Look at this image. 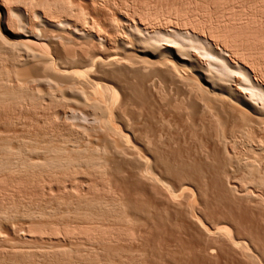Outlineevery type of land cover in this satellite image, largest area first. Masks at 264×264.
I'll use <instances>...</instances> for the list:
<instances>
[{
    "label": "rangeland",
    "instance_id": "obj_1",
    "mask_svg": "<svg viewBox=\"0 0 264 264\" xmlns=\"http://www.w3.org/2000/svg\"><path fill=\"white\" fill-rule=\"evenodd\" d=\"M67 2H70L69 4L75 5V7H73L75 8V12L84 14V20L82 19L81 23L77 22V24L74 23V25H77L83 31V33L85 32L86 34H82L83 36L80 35V38L79 36L77 37L71 32L72 27L73 29H75V26L70 24V22L72 23V21H75L74 17H71L73 20L71 19L70 21H66V24H64V30L59 26H53L45 22V19H43L42 17H38L39 14L36 15L38 17L37 20L35 18V20H33L35 21L34 23L36 30L34 27L32 28V31L34 29V32L36 31L35 33H38L43 38H47L45 39V43L47 44L46 48H48L46 50L49 54L48 56H51L50 60H53V65L55 67L57 65L58 68H60L62 66L64 67V65L66 64L65 66L70 70V72L72 69V71H82L87 68L85 65L86 62L83 61H87L91 56L98 54V52L99 54L102 53L103 56H106L111 52L112 54L117 53V58L122 59H118L119 62H117L116 64H108L103 66L100 65V67L96 65L97 67H92L93 72L90 70L87 76L89 79H93L99 87L104 84L103 86L106 85L107 87H111L110 89L112 91L113 89H116L114 91L117 92L114 93H118V95H115L114 100L110 102L112 108L107 116V119L111 122L112 126L118 132L122 131V139L124 140V142H126V144L124 143L125 145H122V147H129L130 149L128 148L127 150H124L122 147V149H120L119 146H114L115 139L106 135V133L101 130L102 127L99 123L100 120L98 118L100 116L103 117V115H101V111L97 110L95 114V110L92 107H89L87 104L83 105L84 103H78L79 105H73L75 103H71L67 104V106L63 105L64 108H62L63 106L61 107L59 105L50 106L45 100H42L39 105L32 106H14L15 103L9 102L7 105L5 102H1L0 144L6 143V145H8V142L9 146L15 149L16 147L24 148L27 145L39 147L36 146L37 143L38 145L39 143H42L43 148L49 144H58V142L62 139L60 137L67 134V132L78 131L79 133L81 132V134L84 135L79 139L78 143L80 147L84 146V142L87 143V145L89 143H91L92 145L93 143L95 145H98L99 147H103L102 145L104 144L106 146L105 149H108V151H106L109 152V154L105 151V154L107 156H103L104 153L102 154L101 152L103 151L101 150H99L100 154L98 153L99 156L102 155V159H100L101 166L103 167L104 165L106 169L105 170L103 167V169L105 170L104 171L101 167L100 170L104 171V173L101 172L103 175L100 172H97L89 173L90 175L87 173L88 175L86 177L85 174H83V177L80 172L79 176H81L83 180L77 182V184L80 182V185L78 184V187L72 189L73 192H71L70 189L71 184L69 185V183L72 182V180L71 182L69 181L70 179H68L69 182L66 181V179V182L64 181V183L63 181H61L62 184H66L67 186L60 183L57 184L62 186H57L55 181L49 179V176L47 177L45 174L44 176L46 178L42 177L44 179H41L40 176L42 175L35 172L34 174L39 175L38 179L37 177L32 175L33 173L30 174V178L27 177L29 174L27 171H25L26 169L23 168H21L23 171H19L20 168H18V172H16V170L14 171V169L16 168L11 169L13 171L5 169L6 172L0 170V264H78L79 262H81L79 264H264V186L260 187V185L254 183L252 185L251 182L249 183L246 180L245 182L243 180V176L247 174V171H245L246 169H244V167H241L240 165L247 159L248 156L253 155V151H251L250 149L254 147V144H256L254 142L255 138L253 140L247 137V134H245L246 130L245 132H242L241 127L237 125V123L239 124V122L241 121V118L237 117L241 114L240 107L235 102V104L231 101L230 102L232 104L230 102L227 103L228 99H225L223 96H218V93L220 92L218 88H211V86L207 85L205 81H202V79H200L201 77L199 78L195 74V68H198L197 66L202 69L207 68V70L209 69L213 73L217 72V70H220V68H218V65H216L218 60L217 52H219L220 49V52L224 51L230 58V65L233 66L237 62L239 63V61L232 54L231 56H229L227 48H223L220 43H218L217 45L216 42H212L209 39L207 32H203L205 33V35L202 32L199 34L198 32H196L195 27L191 25V19L195 17L202 19V23H205V20H208L210 17H212L210 19L213 20L215 18L218 20H220V18L229 19L232 17V13H234V11L237 12L240 10L242 11L243 9L246 10L247 4L250 5L251 3L263 5L264 0H67ZM229 6L233 8L232 11L229 10ZM12 7L9 11L10 23H8L9 21L6 20L9 19L5 16V4L2 0H0V39L2 37V39H5H1L2 42L5 41L4 43H9V45L5 44L6 46H8V48L10 45H13V48L11 46L10 48L17 53L18 57L21 56L22 58V50L15 47L14 43L22 35V33L30 31L31 28L29 29V27L26 26L27 24L25 22V16L21 12V10L16 6ZM155 13L158 14L157 17ZM178 13L181 15H179ZM169 14H171V16ZM151 15L154 16V19H156L157 21L154 20ZM158 17L159 19H157ZM38 20L40 23L42 21L44 22H42L41 24L43 25L42 27L39 24ZM167 20L169 22H167ZM162 21L165 22L162 23ZM144 22H146L147 24ZM168 23L171 24V26H167L169 25ZM87 24L90 26L87 27ZM165 24L167 25L164 27ZM180 25H182V27ZM134 26L137 27L135 30ZM171 28L174 31H172ZM165 29L167 30L165 31ZM178 29L183 33H179L182 36L177 34L178 32H180ZM43 30L47 31V36ZM191 30L194 32V36H192L193 32ZM135 31L136 34L134 33ZM156 31H158V33ZM204 31H206V29H204ZM140 32L142 33L140 34ZM184 33H189V36L188 34L184 35ZM198 34L201 36H199ZM88 35L90 36L88 37ZM110 36L113 39L115 38L114 42L113 39L110 38ZM149 36L151 37L149 38ZM83 37L86 38L84 39ZM202 39L203 41H205L203 42ZM101 40H105L106 42L100 44ZM208 42L211 43L212 46L209 45ZM152 43L155 44L152 45ZM172 43L175 45H173ZM168 44L178 47V44H180V46L182 47V49L179 47L181 51L178 47V50L177 48L174 49L172 47L173 51L177 50L176 53H178L179 51L178 55H180V53L182 52L187 59L190 57L191 60L192 58L193 62L186 61V66L184 67L183 63L179 60V58H177L176 55L168 51H164L166 50V48H169ZM205 45L206 47H204ZM100 47H102L103 49L101 48L102 50H100ZM207 47H209V49ZM212 48H214L215 51ZM17 49L22 53L20 52L19 54V51ZM146 49H149L150 51H147ZM156 49L161 50L157 51ZM186 50H188V52H186ZM182 53L181 55L184 57ZM208 53L211 55L209 56ZM186 55L189 57H187ZM228 57L227 59H229ZM194 60L195 62L197 61L196 64ZM37 62L38 60L36 59V61H32L29 64L27 63L28 65L22 66L20 64L21 67L16 66V68L19 69L16 70L15 68V70L17 71L15 74L16 76H14L17 77V80L15 79V81L21 82L22 80V82L14 83L13 81L12 84L24 85V82H26L25 80H28V78L30 79V75L32 74V72H34V75H31V77H35L34 80L37 81L36 76L37 74H39ZM119 63L122 64L120 65ZM23 64L26 63L24 62ZM192 64L194 65L192 66ZM10 67L11 65L9 58H7V56H2L0 58V70H8ZM169 67L171 69H169ZM26 70H28L30 73L28 72V74ZM170 70L172 72H170ZM178 71L180 74L178 73ZM233 71L234 74H236V76L234 75L235 77L233 79H235L236 77L239 80L243 79V75L238 73V70L236 71L235 69ZM97 72L100 74H98ZM176 72L178 73V75ZM183 72H185V74ZM219 72L220 71H218L217 73ZM26 73L27 76L25 75ZM99 75L100 77H98ZM21 77L23 79H19ZM26 77L28 78L26 79ZM258 79L260 78L257 77V80H253V82L257 83L256 81H260ZM186 80H188L187 83H184L186 82ZM38 81L35 84L33 81V85H30L31 83L28 85L29 95H36L35 97H37L41 94H44V92H48L49 88L51 92L53 91L52 89L57 90V88L55 87L56 83H52L53 81L50 83L48 81L38 83ZM189 81L192 82L190 83ZM194 81H199L200 83L195 82V84ZM100 82L102 85L98 84ZM232 82L231 84H233ZM188 83L190 87L188 86ZM191 84L193 85V87ZM197 84L201 85L199 86L200 88H198ZM195 85H197L196 88ZM188 87H192L193 89H191L193 92L191 91V89L189 90ZM212 90H215L218 95L214 94L215 92L213 93ZM252 91L255 94L257 93V90ZM207 92H209V94ZM244 92L250 93V91L247 90H245ZM55 93L58 94L59 92L56 91ZM211 93H213V95ZM216 95L218 98H216ZM45 102L48 106H45ZM10 104H12L13 106ZM216 104H218V106ZM235 105L237 106V108L235 107ZM13 107L15 110L13 109ZM202 107L206 112L203 111L204 109ZM218 107H220L222 110H220V108ZM215 108L218 110H216ZM238 108L240 109L239 111ZM83 110L87 111L84 112ZM78 111L80 113H78ZM237 111L239 112L238 114ZM87 112L89 113L88 116ZM234 112H236V114ZM95 115L98 119H96L95 117L96 120L94 121L93 117ZM233 117L235 119H233ZM237 118L240 119V121H238ZM235 120L237 123L234 122ZM96 121H98L99 126ZM230 121L232 124L230 123ZM234 123L237 127L240 128V133L242 134L237 131V127L233 126L235 125ZM241 124L244 123L242 122ZM85 128L87 129V131H84L86 130ZM82 131L86 133L84 134ZM222 135L223 137H221ZM244 136L247 138H245ZM50 137L51 141L49 140L48 142V138ZM58 139L59 141L56 142ZM40 140H43V142H41ZM248 140H252L253 143L251 141L250 143ZM22 141L24 142L22 143ZM60 143L61 142H59V144ZM116 143L120 145L119 142L116 141ZM248 144H250L251 146ZM122 150H124V152L126 151L125 153H127L129 156L124 152L122 153ZM232 150L234 154L232 153ZM33 154V158H36L37 153ZM39 154L42 155L43 153L41 154L39 152ZM116 156H119L118 161H116ZM144 157L146 158V160ZM122 159L124 160V162H121ZM140 159H144L145 161V163L143 162L144 165L142 164V167L140 166V164L143 160ZM237 159L240 161V163ZM119 164L122 165L120 166ZM132 164L134 166H132ZM230 164L233 167H231ZM237 164L238 166L236 167ZM128 165L131 167V169ZM116 166H120L119 169ZM126 166L128 167L127 169H125ZM138 166L139 168L141 167L142 170H144V167H148V171L153 173L154 176H158L157 178L161 181L165 182V184L169 188H167V191H169L166 192V189L164 190L160 188L158 184H153L147 179L145 181V178L140 177L142 170L138 169ZM132 167H135V169L133 170ZM130 170H132L133 172H129ZM136 170L138 174L134 172ZM9 171L13 173H9ZM23 172L24 175L26 172L28 175L24 176ZM10 174H12L13 176ZM21 174L23 177L20 176ZM135 174L137 175L135 176ZM31 175L33 178H36L35 180L37 181V183H39V187L37 185H34V182L35 184L37 183L36 181H34ZM132 176H134L135 178H133ZM136 177L140 178L137 179ZM45 179H49V181ZM79 179L81 178L79 177L78 180ZM44 180L45 183L43 182ZM50 180L52 181V183H54L51 184ZM46 181L50 184H47ZM40 182L43 184H41ZM248 183L249 185H247ZM40 184L42 186L41 188ZM92 184H96L97 188L95 190H91L90 188V190L88 189L89 186L87 185ZM64 186H66L65 189ZM67 187H69L70 191H68ZM109 188L111 191L109 190ZM243 188L247 190L245 191V189ZM112 190L114 192H112ZM86 191L87 193H85ZM151 191L153 192L151 193ZM66 192H69L68 194L70 196ZM124 192L127 194H125ZM73 193H75V195H72ZM254 194H256V196ZM71 195L75 196V198ZM85 195L87 197L94 196L91 198L102 201H116L115 203H118V200L119 209L121 211L125 210L123 213H125V215L130 218L128 220L132 219L131 221L120 223L124 226V228L126 227L131 231V235L127 236V238L123 237L124 239H115L111 237L112 239L109 238L110 240L105 241V243H103L104 241H100L97 239L95 243V241L93 240L96 239L89 240L85 238V236L71 237L73 238L72 240L70 237H63L65 235H63L62 232L56 233L58 226V229L61 231L64 228L87 226L91 225V223H94L92 220L77 217L74 214L71 217L72 213L70 215H66L67 217L70 216L69 218H67L64 213H62L61 215L59 214V212H56L57 214H48V212L51 211L52 208L55 209L58 206H60V209L62 207V210H65L66 206H73L71 203L75 202L79 198L78 196L83 197ZM249 195H251L252 197H250ZM165 198L166 200H164ZM69 199L72 200L71 203L68 202L70 201ZM138 206H141V208H138ZM146 207L147 209H145ZM135 208L137 209V211L135 210ZM139 209H142V211H140ZM3 213H7L11 218H9L8 215L6 217L2 216ZM136 214L138 217L136 216ZM61 216H63V218ZM64 216L66 218H64ZM2 217L9 219L3 220ZM100 222L104 225L112 223L111 221L105 220H101ZM45 225L47 226L44 227ZM35 226H37L41 231L43 230L42 227H44V230L46 231L43 230V235L40 234L38 236L37 234L39 233L36 232V230H39L37 229V227L35 228V230ZM40 226L41 228H39ZM54 226H57V228H55ZM222 226L223 228L226 226V229L229 230L228 232H230V237L227 235L228 233L224 234V231H221V229H223L221 228ZM13 227H15L17 230ZM50 229H56L55 232L53 230L52 231L54 232V234L59 235L57 237L53 233L51 235V233L49 232ZM32 232L34 233L32 234ZM222 237L224 238V240ZM242 242L243 244H241ZM237 243L241 244L243 248ZM57 247L59 249L61 248L62 250L64 248L66 250L75 248L73 250L77 252L79 251L80 254L82 253V255L84 257H87L88 259L91 256L93 260L90 257L89 260L85 258L83 260L75 261L73 259H70V256L68 259L66 258L68 256H64L63 258L69 261H66L60 257V259H58L57 257L56 261L55 258H52L53 260L49 258V261H47L48 259L44 258L39 259L37 257L34 258L33 256L32 258H30L29 256L23 257L20 255L23 258L22 259L17 255L18 253L20 254L22 252L27 253L28 251L29 253L30 251L36 252L37 250L53 251L55 250V248L57 250ZM244 248H246L245 250H248L245 253L242 251ZM222 251L224 253H222ZM247 252L250 254V256L249 254H246ZM194 253L196 255H194ZM242 253L244 256L241 255ZM95 255L97 256V258H95ZM193 255L194 257H196L193 258ZM41 259H44L45 261H41ZM197 260L198 262H196Z\"/></svg>",
    "mask_w": 264,
    "mask_h": 264
},
{
    "label": "bare ground",
    "instance_id": "obj_2",
    "mask_svg": "<svg viewBox=\"0 0 264 264\" xmlns=\"http://www.w3.org/2000/svg\"><path fill=\"white\" fill-rule=\"evenodd\" d=\"M3 2H4V4H5V16L9 19L10 18V13H9V11H10V8L12 7V6H16L17 8H19L20 10H21V12L23 13V15L25 16L24 18H25V22H26V26H28L29 27V29H30V31H26L25 33H22V35L17 39V41H15V43H14V46L15 47H17V48H19L20 50H22V52H23V56H22V58H21V56H19L18 57V55H17V53L13 50V49H11L10 48V46L12 47L13 45H10L9 46V48H8V46H6L7 44L9 45V43H4V42H2L1 41V39H2V37H1V39H0V58L2 57V56H7V58H9V60H10V65H11V67L7 70V69H1L0 70V103L2 102H5L7 105H8V103L10 102V103H15L14 104V106L15 105H28V106H32V105H39L40 104V102H42V100H45V101H47L48 102V105H56V106H67V104H71V103H75V104H73V105H76V104H82V103H84L83 105H85V104H87L89 107H92L94 110H95V114H96V111L97 110H100L101 111V115H103V117L102 116H100V117H98L99 118V120L102 122H100L99 121V123H100V125H101V127H99V128H101V130L104 132V133H106V135H108V136H110V137H112V138H114L115 139V145L114 146H116V147H120V149H128V148H124V146L122 147V145H125L126 144V142H124V140L122 139V131H120V132H118L113 126H112V124H111V122L107 119V116H108V114L110 113V111H111V103L110 102H112L113 100H114V98H115V95H118V93H114V92H117V91H114V90H116V89H113V91L110 89L111 87H107L106 85L105 86H103L102 84H101V82L100 83H98V84H101L102 86H98L97 84H96V82L92 79H89L88 78V76H87V74L90 72V70L92 71V67L94 68V66H96V65H98L99 67H100V65L101 66H103V65H108V64H116L117 62H119L118 61V59L119 60H122L121 58H117V53H113L112 54V52L110 53V54H108V55H106V56H103L102 55V53L101 54H99V52H98V54H95V55H93V56H91L87 61H83V62H86V67L87 68H85L84 70H82V71H72L71 70V72H70V70L69 69H67L66 68V64L64 65V67L62 66V67H60V68H58V66L56 65V67L53 65L54 63H52V61L50 60L51 58V56H48L49 54L47 53V50L46 49H48V48H46V43H45V39H47V38H43V37H41V35H39L38 33H35L34 32V29H33V31H32V28H34L35 27V21H33V20H37V18L39 17H42L43 19H45V22H47V23H49V24H51V25H53V26H59V27H61L62 29H64L65 30V28H64V24H66V21H70L72 18L71 17H74V19H75V21L73 22L72 21V23L70 22V24H72L73 26H75V29H73V27H72V30H71V32L75 35V36H79L80 37V35L81 36H83L84 34H86L85 32L83 33V31L77 26V25H74V23L75 24H77V22H80L81 23V20L84 18V14H81V13H78V12H75V8H73V7H75V5H72V4H69L68 2H67V0H2ZM222 1V0H221ZM2 3V2H1ZM3 5V4H2ZM15 7V8H16ZM13 8V7H12ZM246 10H240V11H237V12H235L234 11V13H232V17L231 18H229V19H223V18H220V20H218V19H210V18H212V17H210L208 20H205V23H202V19H199V18H197V17H195V18H192L191 19V25H193V27H195V29H196V32H198L199 34L202 32H207V34H208V36H209V39L212 41V42H216L217 43V45H218V43H220L222 46H223V48H227V52H229V56H231V54L233 55V56H235L236 57V59L239 61V63L237 64H234L233 66L232 65H230V58L227 56V54L223 51V52H220L221 51V49H220V51L219 52H217L218 53V60H217V64L216 65H218V68H220V70H217V72L218 71H220L219 73H217V72H211L209 69L207 70V68L205 69H202V68H200L199 66H197L198 68H195L196 70H195V74L197 75V77H201L200 79H202V81H205L206 83H207V85H209V86H211V88H218L219 89V95L217 94V92L215 91V90H212L213 91V93L214 94H217L218 96H220V97H224L225 99H228V102L227 103H229L230 101L232 102V103H236L239 107H240V109H241V111H240V115L239 116H237L238 118H241V121H240V119H238V121H240L239 122V124L236 122V120L234 121L235 123H237V125L238 126H240L241 127V129H242V132L244 131L245 132V130H246V132H245V134H247V137H249V138H251V139H253L254 140V138H255V140H254V142L256 143V144H254L253 146L254 147H252L250 150L251 151H253V155H250V156H248L247 157V159L243 162V163H241L240 165H241V167H244V169H246L245 171H247L246 173L247 174H245V176H243V180L245 181H247V182H251L252 183V185H253V183L254 184H257V185H260V187H262V186H264V4L263 5H257V4H255V3H251L250 5L249 4H247V6H246ZM38 9H39V11H38ZM229 10L230 11H232L233 10V8L232 7H230L229 6ZM79 11V10H78ZM146 13V12H145ZM149 13V12H148ZM177 13V12H176ZM230 13V12H229ZM37 14H39L38 15V17L36 16ZM156 14V13H155ZM179 14V13H178ZM228 14V13H227ZM145 15V14H144ZM149 15V14H148ZM157 15L158 14H156V17H157ZM160 15V14H159ZM164 15V14H163ZM162 15V16H163ZM170 16H171V14H169ZM176 15V14H175ZM179 15H181V14H179ZM143 16V15H142ZM147 16V15H146ZM166 16V15H165ZM183 16V15H182ZM149 17V16H148ZM151 17H153V19H154V16H152L151 15ZM155 17V18H156ZM160 17V16H159ZM159 17L157 18V19H159ZM23 18V17H22ZM23 18V19H24ZM35 18V19H34ZM62 18H63V20H62ZM161 18V17H160ZM208 18V17H207ZM141 19V18H140ZM147 19V18H146ZM148 19H152V18H148ZM163 19V18H162ZM168 19V18H167ZM40 20V19H39ZM39 20H38V22H39ZM73 20V19H72ZM84 20V19H83ZM154 20H156V19H154ZM165 20V19H164ZM199 20H201V21H199ZM6 21H9L8 23H10V19L9 20H6ZM42 21V20H41ZM89 21V20H88ZM92 21V20H91ZM132 21V20H131ZM143 21V20H142ZM144 21H147V20H144ZM152 21V20H151ZM157 21V20H156ZM14 22V21H13ZM43 22V21H42ZM42 22L40 23L39 22V24L41 25L42 24ZM63 22H65V23H63ZM90 22V21H89ZM165 22V21H164ZM163 21H162V23H164ZM167 22H169L168 20H167ZM171 22V21H170ZM186 22V21H185ZM184 22V23H185ZM207 22V23H206ZM15 23V22H14ZM44 23V22H43ZM69 23V22H68ZM67 23V24H68ZM127 23H129V22H127ZM144 23H146V22H144ZM148 23H149V21H148ZM152 23V22H151ZM12 24V23H11ZM38 24V25H39ZM132 24V23H131ZM147 24V23H146ZM169 24V23H168ZM187 24V23H186ZM24 25V24H23ZM37 25V24H36ZM82 25H83V23H82ZM84 25H85V23H84ZM88 25V24H87ZM114 25V24H113ZM136 25V24H135ZM149 25V24H148ZM167 24H165L164 25V27L166 26ZM43 25H41V27H42ZM68 26V25H67ZM71 26V25H70ZM90 25H88L87 27H89ZM145 26V25H144ZM147 26V25H146ZM167 26H171V24H169V25H167ZM175 26V25H174ZM181 27H182V25H180ZM183 26H185V25H183ZM39 27V26H38ZM37 27V28H38ZM93 27V26H92ZM91 27V28H92ZM126 27V26H125ZM135 28H134V30L137 28L136 26H134ZM139 27V26H138ZM60 28V29H61ZM85 28V27H84ZM98 28V27H97ZM115 28V27H114ZM157 28V27H156ZM185 28V27H184ZM44 29V28H43ZM61 29V30H62ZM93 29V28H92ZM145 29V28H144ZM150 29H152V28H150ZM172 29V28H171ZM180 29V28H179ZM178 29V30H179ZM204 29H206V31H204ZM35 30H36V27H35ZM58 30H59V28H58ZM98 30V29H97ZM115 30V29H114ZM128 30H129V28H128ZM139 30V29H138ZM149 30V29H148ZM159 30V29H158ZM167 29H165V31H166ZM177 30V31H178ZM193 30H194V28H193ZM42 31V30H41ZM44 31V30H43ZM63 31V30H62ZM88 31H91V30H88ZM93 31V30H92ZM141 31V30H140ZM146 31V30H145ZM151 31V30H150ZM172 31H174L173 29H172ZM180 31V30H179ZM183 31V30H182ZM192 31V30H191ZM45 32V34H46V32L47 31H44ZM49 32V31H48ZM70 32V33H71ZM115 32V31H114ZM147 32V31H146ZM145 32V33H146ZM157 33H158V31H156ZM175 32H176V30H175ZM193 32V31H192ZM195 32V33H196ZM40 33V32H39ZM53 33V32H52ZM52 33H51V35H52ZM95 33H96V31H95ZM104 33V32H103ZM119 33V32H118ZM135 34H136V31L134 32ZM142 32H140V34H141ZM144 33V34H145ZM179 33H181V34H183L181 31L180 32H178L177 34H179ZM205 33H203L204 35H205ZM83 34V35H82ZM132 34V33H131ZM173 34H174V32H173ZM176 34V33H175ZM181 34H179V35H181ZM185 34H188V36H189V33H184V35ZM198 34V35H199ZM202 34V35H203ZM54 35V34H53ZM100 35V34H99ZM106 35V34H105ZM112 35V34H111ZM138 35V34H137ZM137 35H135V36H137ZM43 36V35H42ZM46 36H47V34H46ZM45 36V37H46ZM86 36V35H85ZM90 35H88V37H89ZM95 36V35H94ZM146 36H147V34H146ZM178 36V35H177ZM182 36V35H181ZM187 36V35H186ZM187 36V37H188ZM192 36H194V32H193V35ZM199 36H201V35H199ZM53 37V36H52ZM67 37V36H66ZM72 37V36H71ZM70 37V38H71ZM151 36H149V38H150ZM196 37V36H195ZM54 38V37H53ZM81 38V37H80ZM84 38V37H83ZM86 38V37H85ZM84 38V39H85ZM110 38L111 39H113L111 36H110ZM134 38V37H133ZM140 38V37H139ZM141 38H142V36H141ZM144 38H146V37H144ZM148 38V39H149ZM61 39V38H60ZM108 39H109V37H108ZM115 39V38H114ZM114 39H113V42H114ZM198 39V38H197ZM201 39V38H200ZM199 39V40H200ZM204 39V38H203ZM203 39H202V41H203ZM2 40H5V39H2ZM52 40V39H51ZM55 40V39H54ZM125 40V39H124ZM142 40V39H141ZM152 40V39H151ZM184 40H185V37H184ZM207 40V39H206ZM47 41V40H46ZM58 41V40H57ZM76 41V40H75ZM89 41V40H88ZM112 41V40H111ZM116 41V40H115ZM136 41V40H135ZM145 41V40H144ZM198 41V40H197ZM205 41V40H204ZM203 41V42H204ZM51 42V41H50ZM60 42V41H59ZM78 42V41H77ZM99 42V41H98ZM106 41L104 40V41H102L101 40V42H100V44H102V43H105ZM109 42V41H108ZM112 42V43H113ZM143 42V41H142ZM2 43V44H1ZM61 43V42H60ZM64 43V42H63ZM127 43V42H126ZM145 43V42H144ZM143 43V44H144ZM147 43V42H146ZM201 43V42H200ZM205 43H207V42H205ZM209 43V42H208ZM6 44V45H5ZM57 44V43H56ZM118 44V43H117ZM120 44V43H119ZM128 44V43H127ZM155 44V43H154ZM153 43H152V45H154ZM173 44V43H172ZM219 44V45H220ZM51 45V44H50ZM145 45V44H144ZM169 45V44H168ZM173 45H175V44H173ZM173 45H169V48H166V50H164V51H168V52H170V53H173L174 55H176L177 56V58H179V60L183 63V65H184V67L186 66L185 65V62L186 61H189V62H193V59L191 58V60H190V57L189 56H187V57H189L188 59L185 57V55H184V57L181 55V53H180V55H178V53H179V51H178V53H176V51L178 50V48L180 47L181 49H182V47L180 46V44H178L179 45V47L178 46H173ZM182 45V44H181ZM209 45H211V43H209ZM208 45V46H209ZM216 45V44H215ZM54 46V45H53ZM60 46V45H59ZM121 46V45H120ZM123 46V45H122ZM127 46V45H126ZM212 46V45H211ZM210 46V47H211ZM58 47V46H57ZM129 47V46H128ZM146 47V46H145ZM150 47V46H149ZM172 47L175 49V48H177V50L176 51H173V49H172ZM204 47H206V45L204 46ZM13 48V47H12ZM56 48V47H55ZM59 48V47H58ZM83 48V47H82ZM102 47H100V50H102L101 49ZM105 48V47H104ZM163 48V47H162ZM180 48H179V50H180ZM208 49H209V47H207ZM11 49V50H10ZM71 49V48H70ZM106 49V48H105ZM204 49V48H203ZM207 49V50H208ZM213 50H214V48H212ZM217 49V48H216ZM16 53V55H15V53L13 52V51ZM18 50V49H17ZM16 50V51H17ZM20 50H18L19 51V54H20ZM59 50V49H58ZM83 50V49H82ZM112 50V49H111ZM147 51L149 50V49H146ZM157 51H159V50H161V49H156ZM185 50V49H184ZM205 50H206V48H205ZM113 51V50H112ZM150 51V50H149ZM164 51H162V52H164ZM181 51V50H180ZM183 51V50H182ZM212 51V50H211ZM215 51V50H214ZM21 52V53H22ZM151 52H152V50H151ZM150 52V53H151ZM165 52V53H166ZM186 52H188V50H186ZM185 52V53H186ZM75 53V52H74ZM85 53V52H84ZM104 53H105V51H104ZM107 53V52H106ZM159 53V52H158ZM210 53V52H209ZM208 53V54H209ZM212 53V52H211ZM53 54V53H52ZM88 54V53H87ZM119 54V53H118ZM161 54V53H160ZM162 54H164V53H162ZM169 54V53H168ZM188 54V53H187ZM193 54V53H192ZM194 55V54H193ZM211 54H209V56H210ZM214 55V54H213ZM75 56V55H74ZM89 56V55H88ZM123 56V55H122ZM119 57V56H118ZM127 57V56H126ZM161 57V56H160ZM213 57H215V56H213ZM227 57L229 58V59H227ZM66 58V57H65ZM85 58H87V57H85ZM194 58V57H193ZM211 58V57H210ZM209 58V59H210ZM36 59L38 60V71H39V74H37V81H38V83L39 82H46V81H48L49 83L50 82H52V83H54L56 86V88H57V90H54V89H52L53 91L51 92L50 91V88H49V90H48V92H44V94H41V95H39V96H37V97H35L36 95H34V96H31V95H29L28 94V85L30 84V85H33V81H34V84L37 82V81H35L34 79H35V77H31V75H34V72H32V74L30 75V79L28 78V77H26V79L28 78V80H25L26 82H24V85H13L12 84V82L14 81V83L16 82V83H18L19 81H15V79L17 78V77H14V76H16L15 74H16V70L17 69H19V68H16V66H20V64L23 66V65H28L30 62H32V61H36ZM212 59H214V58H212ZM70 60H72V59H70ZM85 60V59H84ZM74 61V60H73ZM153 61V60H152ZM233 61V60H232ZM231 61V62H232ZM26 63V64H23V63ZM82 62V61H81ZM125 62V61H124ZM168 62V61H167ZM194 62H195V60H194ZM197 62V61H196ZM196 62H195V64H196ZM236 62V61H235ZM234 62V63H235ZM28 63V64H27ZM67 63V62H66ZM70 63V62H69ZM72 63H74V62H72ZM163 63V62H162ZM57 64V63H56ZM120 64V63H119ZM122 64V63H121ZM120 64V65H121ZM163 64H165V63H163ZM168 64V63H167ZM187 64V63H186ZM191 64V63H190ZM232 64V63H231ZM166 65V64H165ZM194 64H192V66H193ZM198 65V64H197ZM210 65V64H209ZM109 66H111V65H109ZM114 66V65H113ZM118 66V65H117ZM169 66V65H168ZM171 66H172V64H171ZM170 66V67H171ZM21 67V66H20ZM25 67V66H24ZM29 67V66H28ZM27 67V68H28ZM71 67V66H70ZM91 67V68H90ZM97 67V66H96ZM107 67V66H106ZM169 67V69H171ZM194 67H196V66H194ZM209 67V66H208ZM216 67V66H215ZM15 68H16V70H15ZM109 68V67H108ZM113 68V67H112ZM165 68H166V66H165ZM174 68V67H173ZM31 69V68H30ZM98 69V68H97ZM176 69V68H175ZM193 69V68H192ZM192 69H190V70H192ZM236 69V71L238 72V73H240L241 75H243L242 77H243V79L241 80H239L237 77L235 78V79H233L235 76H236V74H234V71L233 70H235ZM69 70V71H68ZM96 70V69H95ZM105 70V69H104ZM167 70V69H166ZM173 70V69H172ZM3 71V72H2ZM27 71V73L29 72L28 70H26ZM102 71V70H101ZM168 71V70H167ZM175 71H177V70H175ZM174 71V72H175ZM214 71V70H213ZM232 71H233V73H232ZM93 72V71H92ZM170 72H172L171 70H170ZM170 72H169V74H170ZM173 72V73H174ZM180 72H182V71H180ZM236 72V73H237ZM27 73L25 74L26 76H27ZM30 73V72H29ZM28 73V74H29ZM96 73V72H95ZM98 73V72H97ZM177 73V72H176ZM178 73H179V71H178ZM178 73H177V75H178ZM184 74H185V72H183ZM21 74V73H20ZM98 74H100V73H98ZM172 74V73H171ZM180 74V73H179ZM188 74V73H187ZM22 75V74H21ZM36 75V74H35ZM96 75V74H95ZM173 75V74H172ZM189 75H191V74H189ZM235 75V76H234ZM97 76V75H96ZM180 76V75H179ZM181 76H182V74H181ZM259 77L260 79H258V80H260V81H256L257 83H255V82H253V80L255 81V80H257V77ZM13 77H14V79H13ZM98 77H100V75L98 76ZM173 77H175V76H173ZM191 77V76H190ZM91 78H93V77H91ZM180 78V77H179ZM182 78V77H181ZM184 78V77H183ZM185 78H187V77H185ZM232 78V79H231ZM240 78V77H239ZM19 79H23L22 77L21 78H19ZM51 79V80H50ZM53 79V80H52ZM97 79V78H96ZM174 79V78H173ZM176 79H178V78H176ZM198 79V78H197ZM196 79V80H197ZM17 80V79H16ZM182 80V79H181ZM189 80V79H188ZM188 80H186V82H184V83H187V81ZM193 80V79H192ZM183 81V80H182ZM233 81V82H232ZM21 82H22V80H21ZM21 82H19V83H21ZM175 82H176V80H175ZM179 82H180V80H179ZM190 83L192 82V81H189ZM196 81H194V83H195ZM197 82H199V81H197ZM196 82V83H197ZM231 82L233 83V84H231ZM51 83V84H52ZM195 83V84H196ZM200 83V82H199ZM192 85V84H191ZM198 85V84H197ZM197 85H195V88H196V86ZM188 86H189V83H188ZM199 86H201V85H198V88H200ZM190 87V86H189ZM188 87V89L190 90L192 87H193V85H192V87L191 88H189ZM257 87V88H256ZM197 88V89H198ZM202 88V87H201ZM208 88V87H207ZM193 89V88H192ZM192 89H191V91H192ZM47 90V89H46ZM245 90H247V91H250V93H248V92H244ZM252 90H257V93L255 94ZM56 91H58L59 93L57 94V93H55ZM200 91H201V89H200ZM190 92V91H189ZM193 92V91H192ZM195 92H197V91H195ZM40 93V92H39ZM38 93V94H39ZM208 94H209V92H207ZM206 93V94H207ZM213 93H211L212 95H213ZM35 94H37V93H35ZM217 95H216V98H218L217 97ZM195 96V95H194ZM210 97V96H209ZM215 97V96H214ZM124 98V97H123ZM200 98V97H199ZM203 98H204V96H203ZM125 99V98H124ZM201 100V99H200ZM204 100V99H203ZM207 100V99H206ZM218 100V99H217ZM109 101V102H108ZM116 101V100H115ZM212 101V100H211ZM215 101V100H214ZM67 102H70V103H67ZM201 102V101H200ZM230 102V103H231ZM203 103V102H202ZM207 103H209V102H207ZM211 103V102H210ZM215 103V102H214ZM231 103V104H232ZM234 103V104H235ZM66 104V105H65ZM78 104V105H79ZM113 104H115V103H113ZM126 104V103H125ZM213 104V103H212ZM230 104V105H231ZM10 105H12V104H10ZM47 104H46V102H45V106H48ZM201 105V104H200ZM214 105V104H213ZM217 106H218V104H216ZM220 105V104H219ZM223 105V104H222ZM13 106V105H12ZM44 106V105H43ZM49 106V107H50ZM64 106L62 107V108H64ZM81 106V105H80ZM126 106V105H125ZM202 106V105H201ZM207 106V105H206ZM7 107V106H6ZM11 107V106H10ZM16 107H18V106H16ZM42 107V106H41ZM124 107V106H123ZM216 107V106H215ZM223 107V106H222ZM227 107H228V105H227ZM230 107V106H229ZM235 107L237 108V106L235 105ZM29 108V107H28ZM43 108V107H42ZM56 108V107H55ZM61 108V109H62ZM69 108V107H68ZM75 108V107H74ZM73 108V109H74ZM84 108H86V107H84ZM116 108V107H115ZM203 108V107H202ZM211 108V107H210ZM218 108H220V107H218ZM13 109H14V107H13ZM57 109H59V108H57ZM72 109V110H73ZM117 109V108H116ZM204 109V108H203ZM213 109V108H212ZM216 109V108H215ZM233 109H234V107H233ZM232 109V110H233ZM239 108H238V111L240 110ZM15 110V109H14ZM66 110V109H65ZM216 110H218V109H216ZM220 110H222L221 108H220ZM224 110V109H223ZM229 110H230V108H229ZM84 111V110H83ZM85 111H87V110H85ZM84 111V112H85ZM119 111V110H118ZM117 111V112H118ZM203 111H205V109L203 110ZM202 111V112H203ZM234 111H235V109H234ZM237 111V114L239 113ZM82 112V111H81ZM206 112V111H205ZM209 112H210V110H209ZM219 112V111H218ZM221 112V111H220ZM224 112V111H223ZM222 112V113H223ZM229 112H231V111H229ZM78 113H80L79 111H78ZM121 113V112H120ZM213 113V112H212ZM216 113V112H215ZM235 114H236V112H234ZM67 114V113H66ZM88 112H87V116H88ZM93 114H94V112H93ZM99 114V113H98ZM208 114V113H207ZM217 114V113H216ZM224 114V113H223ZM231 114V113H230ZM233 114V113H232ZM86 115V114H85ZM67 116V115H66ZM80 116V115H79ZM83 116H84V114H83ZM211 116H212V114H211ZM231 116V115H230ZM236 116V115H235ZM95 117H96V115L93 117V119H94V121L96 120V119H98L97 117H96V119H95ZM104 118V119H102V118ZM228 117V116H227ZM229 119H232V118H229ZM233 119H235L234 117H233ZM120 120V119H119ZM126 120V119H125ZM243 120V121H242ZM91 121H92V119H91ZM233 121V120H232ZM90 122V121H89ZM97 122V124H98V121H96ZM227 122V121H226ZM244 123V124H241V123ZM230 123H231V121H230ZM234 123V124H235ZM90 124V123H89ZM88 124V125H89ZM96 124V125H97ZM232 124V123H231ZM241 124V125H240ZM94 125V124H93ZM228 125H230V124H228ZM246 125V126H245ZM90 126V125H89ZM98 126H99V124H98ZM233 126H235V127H237L236 126V124L235 125H233ZM246 128H245V127ZM249 126V127H248ZM97 127V126H96ZM128 127V126H127ZM231 127V126H230ZM249 129H248V128ZM87 128V127H86ZM85 128V129H86ZM92 128V127H91ZM244 128V129H243ZM97 129V128H96ZM231 129V128H230ZM235 129V128H234ZM238 129V130H237ZM237 131L240 133L241 132V130H240V128L239 127H237ZM82 130H84V129H82ZM92 130V129H91ZM90 130V131H91ZM94 130H95V128H94ZM240 130V131H239ZM84 131H87V129L86 130H84ZM84 131H82L83 133H84ZM256 131V132H255ZM88 132H89V130H88ZM232 132V131H231ZM230 132V133H231ZM254 132V133H253ZM257 132H258V134H257ZM86 133V132H85ZM84 133V134H85ZM97 133V132H96ZM101 133V132H100ZM235 133V132H234ZM260 133V134H259ZM90 134V133H89ZM88 134V135H89ZM92 134V133H91ZM103 134V133H102ZM122 134V135H121ZM233 134V133H232ZM240 134H242V133H240ZM244 134V133H243ZM256 134V135H255ZM64 135V134H63ZM87 135V134H86ZM98 135V134H97ZM237 135H239V134H237ZM254 135H255V137H254ZM82 136H84L83 134H81V132L79 133L78 131L77 132H73V131H70V132H67V134H65L64 136H62V137H60V138H62L61 139V141H59V139L56 141V142H61L60 144H59V142H58V144H56V145H47V146H45V147H43L42 148V146H43V144L42 143H39V145H38V143H37V145L36 146H39V147H35V146H29V145H27V146H25L24 148H21V147H16L15 149H13V148H11L10 146H9V143L7 142V144L8 145H6V143L5 144H0V170H3V171H5L6 172V170L5 169H8V170H11V169H14V168H16V169H14V171L16 170V172H18L17 171V169L18 168H20L19 169V171L21 170V171H23L21 168H23V169H26L25 171H27L28 172V174H27V172L25 173V175H24V172H23V175L24 176H27V177H29L30 176V174H32V175H34L35 177H39V175L38 174H41L42 176H40L41 177V179H44V178H46L45 176H44V174L49 178V179H51L52 181L54 180L55 181V183L57 184V183H60V184H62V182L61 181H63V183H64V181H65V179H66V181H68V179H70L69 181L71 182V180H72V182L71 183H69V185H70V189H71V192H73L72 191V189H75L76 187H78L80 184V182L77 184V182L78 181H82L83 180V178L81 177V176H79V174H80V172H81V175H83V174H85V177L89 174V173H97V172H103L104 173V171L106 170L105 169V166L103 165V167H104V169H103V167L101 166V163H100V159H102L101 157H102V155L101 156H99L98 155V153H99V150H101V151H103V152H101L102 154H103V156H105L106 154V152L108 151V149H105V145L103 144L102 146L103 147H99L98 145H95V144H93L92 143V145H91V143H89L88 145H87V143H85L84 142V146H82V147H80V145H79V139L82 137ZM93 136V135H92ZM95 136V135H94ZM101 136V135H100ZM235 136V135H234ZM221 137H223V135L221 136ZM220 137V138H221ZM245 137V136H244ZM247 137H245V138H247ZM88 138V137H87ZM90 138V137H89ZM104 138V137H103ZM124 138V137H123ZM215 138V137H214ZM230 138V137H229ZM248 138V139H249ZM128 139V138H127ZM224 139H226V138H224ZM232 139V138H231ZM244 139V138H243ZM49 140L51 141V137L50 138H48V142H49ZM82 140V139H81ZM81 140H80V142H81ZM94 140H95V138H94ZM107 140V139H106ZM123 140V141H122ZM229 140V139H228ZM41 141V140H40ZM45 141V140H44ZM101 141H103V140H101ZM114 141V140H113ZM112 141V142H113ZM116 141L117 142H119L120 143V145L118 144V143H116ZM212 141V140H211ZM220 141V140H219ZM222 141V140H221ZM225 141V140H224ZM223 141V142H224ZM249 142L251 141L252 142V140H248ZM24 141H22V143H23ZM39 142V141H38ZM41 142H43V140L41 141ZM55 142V143H56ZM91 142H92V140H91ZM130 142V141H129ZM215 142V141H214ZM213 142V143H214ZM222 142V143H223ZM227 142V141H226ZM231 142V141H230ZM248 142V143H249ZM250 142V143H251ZM47 143V142H46ZM54 143V144H55ZM83 143V142H82ZM81 143V144H82ZM101 143V142H100ZM108 143H109V141H108ZM125 143V144H124ZM247 143V142H246ZM253 143V142H252ZM40 144H42V145H40ZM106 144V143H105ZM212 144V143H211ZM215 144V143H214ZM233 144H234V142H233ZM45 145V144H44ZM91 145V146H90ZM213 145V144H212ZM228 145V144H227ZM230 145H232V144H230ZM248 145H250V144H248ZM20 146V145H19ZM101 146V145H100ZM129 146V145H128ZM131 146V145H130ZM223 146V145H222ZM229 146V145H228ZM236 146V145H235ZM241 146V145H240ZM251 146V145H250ZM110 147V146H109ZM113 147V146H112ZM111 147V148H112ZM115 147V148H116ZM122 147V148H121ZM221 147V146H220ZM231 147V146H230ZM100 148V149H99ZM108 148V147H107ZM110 148V149H111ZM134 148V147H133ZM234 148V147H233ZM243 148V147H242ZM40 149V150H39ZM42 149V150H41ZM105 149V150H104ZM109 149V150H110ZM118 149V148H117ZM130 149V148H129ZM236 149V148H235ZM234 149V150H235ZM107 150V151H106ZM113 150V149H112ZM111 150V151H112ZM119 150V149H118ZM124 150H122V153L124 152ZM226 150V149H225ZM237 150V149H236ZM244 150V149H243ZM106 151V152H105ZM110 151V152H111ZM117 151V150H116ZM39 152L43 155H40L39 154ZM126 152V151H125ZM124 152V153H125ZM130 152V151H129ZM33 153H37L36 155V158H33L34 156V154ZM108 154H109V152H107ZM114 153V152H113ZM119 153H121V152H119ZM119 153H118V155H119ZM228 153V152H227ZM232 153H233V150H232ZM242 153V152H241ZM40 156H42V157H40ZM100 154V153H99ZM125 154H127V153H125ZM125 154H123V155H125ZM234 154V153H233ZM32 155V156H31ZM112 155V154H111ZM128 155V154H127ZM228 155V154H227ZM39 156V157H38ZM107 156V155H106ZM114 156V155H113ZM129 156V155H128ZM234 156V155H233ZM33 159H32V158ZM109 157H110V155H109ZM119 157V156H118ZM118 157L116 156V158H117V160L116 161H118ZM123 157H127V156H123ZM130 157H131V154H130ZM137 157V156H136ZM230 157H232V156H230ZM241 157V156H240ZM239 157V158H240ZM129 158V157H128ZM140 158V157H139ZM145 158V157H144ZM229 158V157H228ZM233 158H235V157H233ZM232 158V159H233ZM237 158V157H236ZM120 159H121V157H120ZM119 159V160H120ZM124 159H126V158H124ZM131 159V158H130ZM134 159H136V158H134ZM241 159V158H240ZM140 160H143L142 161V163L140 164V163H138V164H140V166L142 167L144 164H143V162L145 163V161H144V159H140ZM145 160H146V158H145ZM229 160V159H228ZM230 160H231V158H230ZM235 160V159H234ZM238 160V159H237ZM243 160V159H242ZM113 161H114V158H113ZM112 161V162H113ZM133 161V160H132ZM239 161V160H238ZM108 162V161H107ZM111 162V163H112ZM120 162V161H119ZM121 162H124V160L122 159V161ZM126 162V161H125ZM129 162V161H128ZM231 162V161H230ZM242 162V161H241ZM105 163V162H104ZM118 163V162H117ZM116 163V164H117ZM127 163V162H126ZM130 163V162H129ZM233 163H234V161H233ZM239 163H240V161H239ZM107 164V163H106ZM110 164V163H109ZM128 164V163H127ZM131 164V163H130ZM129 164V165H130ZM136 164V163H135ZM143 164V165H142ZM235 164H236V162H235ZM243 164V165H242ZM120 165V164H119ZM122 165V164H121ZM120 165V166H121ZM128 165V166H129ZM229 165V164H228ZM114 166V165H113ZM119 166V167H120ZM124 166V165H123ZM132 166H134L133 164H132ZM230 166H231V164H230ZM238 166V164L236 165V167ZM101 167H102V169L104 170V171H102V170H100L101 169ZM112 167V166H111ZM110 167V168H111ZM116 167H118V166H116ZM119 167H118V169H119ZM130 167V166H129ZM139 168V166H138V169H141L142 170V168ZM229 167V166H228ZM231 167H233V166H231ZM230 167V168H231ZM121 168H123V167H121ZM128 167L126 166L125 167V169H127ZM133 168V167H132ZM112 169V168H111ZM130 169H131V167H130ZM135 169V167L133 168V170ZM137 169V168H136ZM237 169H239V168H237ZM8 170H7V172H8ZM32 172H31V171ZM109 170V169H108ZM121 170V169H120ZM119 170V171H120ZM141 170H139V171H141ZM11 171H13V170H11ZM11 171H9V173H13V172H11ZM34 171V172H33ZM118 171V172H119ZM122 171V170H121ZM127 171V170H126ZM132 170H130L129 172H131ZM138 171V172H139ZM4 172V173H5ZM29 172H31V173H29ZM38 173V174H34V173ZM114 172H115V170H114ZM123 172V171H122ZM125 172V171H124ZM133 172V171H132ZM135 173H137V170L136 171H134ZM88 173V174H87ZM140 173V172H139ZM242 173V172H241ZM20 174V173H19ZM102 174V173H101ZM100 174V175H101ZM114 174H116V173H114ZM138 174V173H137ZM137 174H135V176L137 175ZM243 174V173H242ZM10 175H12V174H10ZM32 175H31V177H32ZM36 175H38V176H36ZM90 175V174H89ZM98 175H99V173H98ZM103 175V174H102ZM132 175H134V174H132ZM13 176V175H12ZM20 176H22V174L20 175ZM20 176H18V177H20ZM124 176V175H123ZM242 176V175H241ZM23 177V176H22ZM42 177H44V178H42ZM81 178V179H79L78 180V178ZM83 177H84V175H83ZM118 177V176H117ZM121 177V176H120ZM133 178H135L134 176H132ZM140 177H143V178H145V181H146V179L149 181V182H151V183H155V184H158L159 186H160V188H162V189H166V192H168L167 191V188H168V186L165 184V182H163V181H161L160 179H158L156 176H154V174L153 173H151L150 171H148V167H144V170H142L141 171V176ZM140 177H136L137 179H139ZM30 178V177H29ZM33 178V177H32ZM131 178V177H130ZM21 179V178H20ZM23 179V178H22ZM34 179V181H36L35 179L36 178H33ZM39 179V178H38ZM37 179V180H38ZM49 179L47 180V179H45V180H47V181H49ZM32 180V179H31ZM45 180L43 181L44 183H45ZM50 180V183L51 184H53L52 183V181ZM131 180V179H130ZM17 181V180H16ZM22 181V180H21ZM39 181H41V180H39ZM38 181V182H39ZM46 181V182H47ZM65 181V182H66ZM68 181V182H69ZM135 181V180H134ZM245 181V182H246ZM18 182V181H17ZM131 182V181H130ZM19 183H20V181H19ZM36 183H37V181H36ZM41 183V182H40ZM49 182H47V184H50ZM144 183V182H143ZM240 183H242V182H240ZM249 183L247 184V185H249ZM41 184H43V183H41ZM41 184H40V188L42 187L41 186ZM47 184H45V185H47ZM90 184V183H89ZM245 184V183H244ZM34 185H39V183H37V184H35V182H34ZM55 185V184H54ZM59 184H57V186H58ZM62 185H66V184H62ZM62 185H59V186H62ZM129 185V184H128ZM145 185H146V182H145ZM67 186V185H66ZM66 186H64V189H65V187ZM87 186H89L88 187V189L90 188L91 190H95L96 188H97V186H96V184L95 185H87ZM115 186V185H114ZM39 187V186H38ZM55 187V186H54ZM74 187V188H73ZM123 187V186H122ZM254 187H255V185H254ZM256 187H258V186H256ZM259 187V188H260ZM62 188V187H61ZM68 188V191H70L69 190V187H67ZM111 188V187H110ZM110 188H109V190H110ZM132 188V187H131ZM143 188V187H142ZM246 188V187H245ZM245 188H243V189H245ZM39 189V188H38ZM52 189V188H51ZM89 189V190H90ZM169 189V188H168ZM50 190V189H49ZM78 190V189H77ZM77 190H76V192H77ZM87 190V189H86ZM152 190V189H151ZM247 189H245V191H246ZM67 191V190H66ZM88 191V190H87ZM87 191L85 192V193H87ZM108 191V190H107ZM111 191V190H110ZM132 191V190H131ZM130 191V192H131ZM154 191V190H153ZM153 191H151V193L153 192ZM70 192V193H71ZM75 192V191H74ZM75 192V193H76ZM112 192H114L113 190H112ZM129 192V193H130ZM158 192H161V191H158ZM157 192V193H158ZM67 193V192H66ZM69 193V192H68ZM67 193V194H68ZM75 193H73L72 195H75ZM125 193V192H124ZM124 193H123V196H124ZM164 193V192H163ZM172 193V192H171ZM90 194V193H89ZM115 194H116V192H115ZM125 194H127V193H125ZM246 194V193H245ZM248 194H249V192H248ZM69 195V194H68ZM71 195V196H72ZM88 195V194H87ZM113 195V194H112ZM118 195H121V194H118ZM166 195H167V193H166ZM255 196H256V194H254ZM70 196V195H69ZM115 196V195H114ZM122 196V197H123ZM125 196H127V195H125ZM154 196V195H153ZM157 196V195H156ZM246 196V195H245ZM250 197H252L251 195H249ZM72 197H74L75 198V196H72ZM79 198L75 201V202H72L71 203V201L72 200H70V201H68V202H70L73 206H70V207H67L66 206V208H65V205H64V208H65V210H62V207H61V209H60V206H58V207H56L55 209H51V211H49L48 212V214H50V213H56V212H59V214H61L62 215V213H64V215L66 216V215H70L71 213V217H72V215L74 214L75 216H77V217H82V218H84V219H89V220H92L94 223H91V225H87V226H78V227H72V228H64V227H62V228H64L63 230H59L58 228H59V226H58V228H57V226L55 227V228H57V231H56V233H60V232H62L63 233V235H65V236H63V237H75V236H85V238H87V239H96V240H93V241H95V243H96V241H97V239L98 240H100V241H104L103 243H105V241H109L110 239L109 238H123V237H126L127 238V236H130L131 235V231L130 230H128L126 227L124 228V226L122 225V224H120V223H122V222H126V221H131V220H128V219H130V218H128V216L127 215H125V213H123L125 210H123V211H121L120 209H119V201L117 200V202L118 203H115L116 201H112V200H109V201H102V200H97V199H92L91 197H94V196H89V197H87L86 195L85 196H83V197H81V196H78ZM96 197V196H95ZM112 197V196H111ZM161 197V196H160ZM73 198V199H74ZM97 198V197H96ZM117 198H118V196H117ZM127 198V197H126ZM151 198V197H150ZM158 198V197H157ZM162 198V197H161ZM109 199H111V198H109ZM113 199V198H112ZM114 199H116V198H114ZM124 199V198H123ZM137 199V198H136ZM149 199V198H148ZM120 200V199H119ZM141 200V199H140ZM164 200H166V198L164 199ZM136 201V200H135ZM139 201V200H138ZM137 201V202H138ZM136 202V203H137ZM144 202V201H143ZM149 202V201H148ZM150 202H151V200H150ZM160 202V201H159ZM142 203V202H141ZM146 203V202H145ZM144 203V204H145ZM155 203V202H154ZM67 204H69V203H67ZM66 204V205H67ZM143 204V203H142ZM132 205H134V204H132ZM141 205V204H140ZM155 205V204H154ZM126 206V205H125ZM148 206V205H147ZM141 208V206H138V208ZM63 208V209H64ZM127 208V207H126ZM129 208V207H128ZM157 208V207H156ZM155 208V209H156ZM162 208V207H161ZM122 209V208H121ZM123 209H124V207H123ZM145 209H147V207L145 208ZM164 209V208H163ZM135 210L137 211V209L135 208ZM140 210V209H139ZM149 210V209H148ZM131 211H133V210H131ZM135 211V212H136ZM140 211H142V209L140 210ZM139 211V212H140ZM146 211V210H145ZM150 211H151V209H150ZM155 211V210H154ZM162 211V210H161ZM160 211V212H161ZM165 211V210H164ZM192 211V210H191ZM61 212V213H60ZM65 213H69V214H65ZM133 213V212H132ZM137 213V212H136ZM142 213V212H141ZM32 214H33V212H32ZM57 214V213H56ZM58 214V215H59ZM137 214H139V213H137ZM137 214H136V216H137ZM154 214V213H153ZM0 215H1V213H0ZM8 214L6 213H3V215L2 216H7ZM135 215V214H134ZM140 215V214H139ZM144 215V214H143ZM146 215V214H145ZM150 215V214H149ZM60 216V215H59ZM64 216V218H66ZM75 216H74V218H75ZM142 216V215H141ZM153 216V215H152ZM1 217V216H0ZM8 217L9 218H11L9 215H8ZM62 218H63V216H61ZM70 216H68L67 218H69ZM135 217V216H134ZM138 217V216H137ZM151 217V216H150ZM9 218H3L2 217V219L4 220V219H9ZM134 219V218H133ZM101 220H105V221H111L112 223H110V224H106V225H104V224H102L100 221ZM134 222V221H133ZM135 223V222H134ZM133 223V224H134ZM62 224V223H61ZM13 225V224H12ZM127 225H128V223H127ZM15 226V225H14ZM38 226V225H37ZM37 226H35L34 227V229L37 227ZM43 226V225H42ZM47 225H45L44 227H46ZM62 226V225H61ZM66 226V225H65ZM68 226V225H67ZM44 227H42L43 228V230H44ZM139 227V226H138ZM13 228H15V227H13ZM39 228H41V226L39 227ZM48 228H51V227H48ZM221 228H223V226L221 227ZM16 229V228H15ZM33 229V230H34ZM37 229H38V227H37ZM17 230V229H16ZM32 230V231H33ZM36 230V229H35ZM39 231H37L36 230V232H38L39 234H37L38 236L40 235V234H42V231L40 230V229H38ZM48 230V229H47ZM53 230V229H52ZM51 229L49 230V232L51 233V235H52V233L54 234V232H55V230H53L52 231ZM220 230V229H219ZM224 231V234H227L228 236L230 235V232H228L229 230H227L226 229V226L223 228V229H221V231ZM44 231H46V230H44ZM43 231V232H44ZM59 231V232H58ZM208 231V230H207ZM222 231V232H223ZM134 232V231H133ZM138 232V231H137ZM34 232H32V234H33ZM47 234H49V233H47ZM223 234V233H222ZM43 235V234H42ZM54 235H56V234H54ZM59 235V234H58ZM58 235H56V237L58 236ZM136 235V234H135ZM140 235V234H139ZM45 236V235H44ZM47 236V235H46ZM225 236V235H224ZM48 237V236H47ZM60 237V236H59ZM221 237V236H220ZM230 237V236H229ZM111 238V239H112ZM223 238V237H222ZM72 240H73V238H71ZM84 239V238H83ZM124 239V238H123ZM122 239V240H123ZM227 239V238H226ZM225 239V240H226ZM233 239V238H232ZM195 240V239H194ZM196 240H198V239H196ZM223 240H224V238H223ZM229 240V239H228ZM88 241V240H87ZM99 241V242H100ZM119 241V240H118ZM124 241H126V240H124ZM91 242V241H90ZM113 242V241H112ZM197 242H199V241H197ZM229 242V241H228ZM227 242V243H228ZM236 242V241H235ZM94 243V244H95ZM109 243V242H108ZM98 244V243H97ZM102 244V243H101ZM196 244V243H195ZM198 244V243H197ZM226 244V243H225ZM238 244V243H237ZM236 244V245H237ZM241 244H243V242L241 243ZM241 244H238V245H240L242 248H243V246L241 245ZM70 245V244H69ZM235 245V246H236ZM71 246V245H70ZM226 246V245H225ZM245 246V245H244ZM69 247V246H68ZM220 247V246H219ZM237 247V246H236ZM235 247V248H236ZM247 247V246H246ZM216 248V247H215ZM223 248V247H222ZM224 248H226V247H224ZM234 248V247H233ZM232 248V249H233ZM238 248H240V247H238ZM69 249V248H68ZM73 249H75V248H73ZM73 249H69V250H66L65 248L62 250L61 248L59 249L58 247H57V250H56V248H55V250H53V251H36V252H32V251H30V253H29V251L27 252V253H18L17 255L19 256V257H21V256H23V257H26V256H29L30 258H32V256L35 258V257H37V258H44V259H48L47 261H49V258H55V261L57 260L56 258L58 257V259H60V258H63L64 256H68V257H66L67 259L69 258V256H70V259H73V260H75V261H78V260H83V259H85V258H87V257H84L83 255H82V253L80 254L79 253V251L77 252V251H75V250H73ZM78 249H80V248H78ZM102 249V248H101ZM197 249H199V248H197ZM207 249V248H206ZM217 249V248H216ZM219 249V248H218ZM221 249V248H220ZM246 248H244L242 251L245 253L246 251H248V250H245ZM73 250V251H72ZM77 250V249H76ZM245 250V251H244ZM82 251V250H81ZM197 251V250H196ZM206 251V250H205ZM90 252V251H89ZM201 252H203V251H201ZM214 252V251H213ZM219 252V251H218ZM74 253V254H73ZM212 253V252H211ZM221 253V252H220ZM222 253H224L223 251H222ZM230 253V252H229ZM7 254V253H6ZM84 254V253H83ZM225 254H226V252H225ZM224 254V255H225ZM246 254H249L248 252L246 253ZM245 254V255H246ZM21 255V256H20ZM194 255H196L195 253H194ZM194 255H193V258H195L194 257ZM198 255V254H197ZM233 255V254H232ZM238 255V254H237ZM241 255H243V253L241 254ZM4 256H5V254H4ZM17 256V257H18ZM87 256V255H86ZM93 256V255H92ZM203 256V255H202ZM244 256V255H243ZM249 256H250V254H249ZM60 257V258H59ZM91 257V256H90ZM90 257H89V259H90ZM9 258V257H8ZM22 258V257H21ZM95 258H97V256L95 255ZM192 258V259H193ZM222 258V257H221ZM23 259V258H22ZM26 259V258H25ZM38 259V260H39ZM43 259V260H44ZM64 259V258H63ZM62 259V260H63ZM88 259V258H87ZM88 259V260H89ZM91 259H92V257H91ZM202 259V258H201ZM217 259V258H216ZM42 259H41V261H43ZM53 260V259H52ZM64 260H66V259H64ZM63 260V261H64ZM93 260V259H92ZM194 260V259H193ZM196 260V259H195ZM45 261V260H44ZM61 261V260H60ZM66 261H69V260H66ZM86 261V260H85ZM52 262V261H51ZM196 262H198V260L196 261ZM71 263V262H70ZM79 263H81V262H79ZM78 263V264H79ZM225 263V262H224ZM234 263V262H233ZM76 264V263H75Z\"/></svg>",
    "mask_w": 264,
    "mask_h": 264
}]
</instances>
